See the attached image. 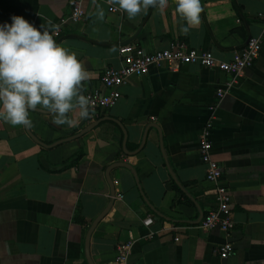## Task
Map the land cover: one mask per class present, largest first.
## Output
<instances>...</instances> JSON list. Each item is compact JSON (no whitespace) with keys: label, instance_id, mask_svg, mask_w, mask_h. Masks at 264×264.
Here are the masks:
<instances>
[{"label":"crops","instance_id":"1","mask_svg":"<svg viewBox=\"0 0 264 264\" xmlns=\"http://www.w3.org/2000/svg\"><path fill=\"white\" fill-rule=\"evenodd\" d=\"M201 6V23L187 32L175 0L163 13L150 8L131 20L118 6L110 11L107 0H84L87 17L76 23L69 0H0V24L19 15L49 28L90 73L86 95L107 92L100 74L122 66L121 44L155 51L180 39L230 60L262 33L264 0ZM227 79L198 64L154 66L130 77L114 106L87 118L74 110L72 127L39 109L29 113L31 127L0 120V264H115L117 246L128 241L132 264H264V43L219 99ZM209 120L212 156L234 202L228 234L200 227L217 204L200 152ZM126 143L141 147L128 154ZM80 151L78 163L60 168ZM227 240L234 252L222 258Z\"/></svg>","mask_w":264,"mask_h":264},{"label":"clouds","instance_id":"2","mask_svg":"<svg viewBox=\"0 0 264 264\" xmlns=\"http://www.w3.org/2000/svg\"><path fill=\"white\" fill-rule=\"evenodd\" d=\"M131 20L148 9L163 13L168 0H108ZM175 10L188 27L201 23V0H175ZM104 19L103 9L96 11ZM0 24V120L13 126L31 127L29 113L46 111L56 125L74 126L70 113L90 115L91 101L82 92L90 73L75 52L57 43L49 28H37L23 16Z\"/></svg>","mask_w":264,"mask_h":264},{"label":"built area","instance_id":"3","mask_svg":"<svg viewBox=\"0 0 264 264\" xmlns=\"http://www.w3.org/2000/svg\"><path fill=\"white\" fill-rule=\"evenodd\" d=\"M115 10L116 7L110 5V11ZM260 16L262 18V33L251 36L244 47L235 49L230 60L220 59L211 50L192 47L180 39H174L167 47L155 51H148L144 47L132 43L119 45L118 50L123 60L122 66L120 68L106 67L101 72L100 81L107 92L96 88L86 93L85 96L91 101L90 111L97 113L114 106L122 96L121 87L128 83L130 77L145 75L150 72L152 67L162 65L176 70L185 64H198L225 72L228 79L217 90L218 98H223L244 77L247 69L254 65L260 55L264 43V13H261ZM86 17L84 0H69V20L76 23L85 20ZM54 34L60 35L59 25ZM212 128L213 123L209 120L200 136V152L202 161L206 165V180L214 185L213 192L217 204L205 214L200 227L204 230L219 228L228 234L235 225L234 202L230 188L221 181L222 168L212 156L210 141ZM118 196L121 195L118 194ZM132 246L133 241L120 243L117 246L115 264H132L130 261ZM233 252L234 244L227 240L221 245L219 254L222 258H227Z\"/></svg>","mask_w":264,"mask_h":264},{"label":"trees","instance_id":"4","mask_svg":"<svg viewBox=\"0 0 264 264\" xmlns=\"http://www.w3.org/2000/svg\"><path fill=\"white\" fill-rule=\"evenodd\" d=\"M53 144H49V146H52ZM141 145H133V144H129L126 143L124 144V150L126 151V153L130 154V153H135L136 151H138L140 149ZM82 152H78L76 155H74L72 158H70L68 161L64 162L60 168H66L69 166H72L76 163H78L79 159L82 156Z\"/></svg>","mask_w":264,"mask_h":264}]
</instances>
